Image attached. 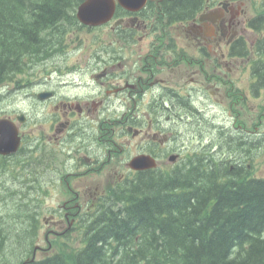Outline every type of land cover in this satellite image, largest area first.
Returning <instances> with one entry per match:
<instances>
[{
    "label": "flooded vegetation",
    "instance_id": "obj_1",
    "mask_svg": "<svg viewBox=\"0 0 264 264\" xmlns=\"http://www.w3.org/2000/svg\"><path fill=\"white\" fill-rule=\"evenodd\" d=\"M149 2L135 13L123 10L117 51L101 58L105 41L97 43L94 54L101 66H73L80 64L76 52L67 59V67L45 77L34 93L45 96L37 105V137L31 136L35 127L28 126L29 112L21 124L16 120L20 110L3 113L16 123L21 140L15 154L2 158L13 161L39 150L44 171L64 186L57 211L45 224L53 227L45 232L47 242L49 236L69 231L87 234L91 219L102 216V206L111 204L123 187L146 174L155 177L160 164L166 163L163 159L181 154L163 124L174 123V118L181 121L190 112L203 117L204 110L191 107L206 106V93L213 104L227 106L228 118L233 119L238 92L246 102L255 86L252 66L263 55L256 48L264 40V0H199L196 14L176 22L180 25H168L163 35L158 34ZM233 70L249 71L251 78L241 91ZM184 88L192 92L185 101L180 95ZM126 146L133 152H126ZM139 155L155 158L158 167L130 170V161ZM53 158L55 164L50 163ZM80 220H86L81 229Z\"/></svg>",
    "mask_w": 264,
    "mask_h": 264
},
{
    "label": "trees",
    "instance_id": "obj_2",
    "mask_svg": "<svg viewBox=\"0 0 264 264\" xmlns=\"http://www.w3.org/2000/svg\"><path fill=\"white\" fill-rule=\"evenodd\" d=\"M82 1L0 0V83L60 51L72 33L81 43L84 37L78 36L82 27L75 11ZM155 7L157 26L167 34L168 25L198 12L199 0H161ZM44 33L53 51L45 45ZM256 50L263 55L252 66L256 79L252 91H262L264 100V40ZM254 115L250 132L256 140L264 135V103ZM243 120L237 119V126L245 132L249 126ZM229 143L228 153L253 151L249 168L241 164L247 155L240 156L232 168L220 158L224 150L202 153L206 157L187 154L173 169L155 177L146 174L138 183L123 187L111 204L102 206V216L91 219L79 249H63L42 261L20 264H264V175H256L254 167L264 153L262 139L254 145L240 138ZM21 190L29 191L38 204L41 201L39 160L32 159L29 182ZM33 208L34 202L25 196L0 198V215L4 212L0 264L12 263L6 257L11 246V259L16 261L31 248L39 223Z\"/></svg>",
    "mask_w": 264,
    "mask_h": 264
},
{
    "label": "rangeland",
    "instance_id": "obj_3",
    "mask_svg": "<svg viewBox=\"0 0 264 264\" xmlns=\"http://www.w3.org/2000/svg\"><path fill=\"white\" fill-rule=\"evenodd\" d=\"M74 36V33L72 34ZM78 36L79 37H84L86 39H88L89 41H91L93 38L95 37H101L103 38V29H95L92 31H79L78 32ZM44 37L48 40L47 38V34L44 33ZM49 41V40H48ZM85 44L86 41H85ZM87 46V45H86ZM71 49H74L73 45H68L67 50L70 51ZM49 50L53 51V47L52 44L50 43L49 45ZM82 52V50L80 51ZM67 55V54H66ZM65 54H55L50 55L47 57L46 60L52 61L49 63V67H53L52 63L55 64H61V65H65L68 64L70 61L65 59ZM78 58H84L85 55L80 54L79 56H77ZM64 58V59H62ZM225 68V67H224ZM234 72L232 73V77L235 81V85L238 87L239 90H241V88L245 87L248 83L249 77H248V73L249 71H236L233 70ZM40 71H32L31 72V76H33L34 78H37L38 74ZM188 89V88H187ZM191 91L186 90L185 88L182 89L180 91V95L182 97V100L184 99L185 101V97L187 94H190L192 96V92ZM17 98L23 99L25 98L24 94L18 92L15 95H13V99L12 97H9V100L11 101H7L5 98H3L2 104L4 105V107H9L12 105H17V102H21L22 100H17ZM263 97H261L260 95L254 97L253 95L249 94L247 101H246V107H248L252 112L255 111L256 107L259 104L264 103V100L262 99ZM263 100V101H262ZM183 101V102H184ZM205 101L207 103L206 106L202 107V105H198L197 103L195 104L194 107H198V109H202L204 110V116L202 118H200V116L198 114L192 113L188 114V117H184L182 118L181 123H179L178 121H176V118H174V123H169V124H163V126H173V130L175 135L177 134V137L174 138V144L178 145V149L180 150H184L187 151V148H192V147H197V146H202V145H209L211 144L213 147L209 148V151H217L219 149V145L224 146L229 142V137L228 135L226 136V133L228 131L231 130V119L228 118V109L227 106H223V107H219L216 104H213L212 98H210V95L208 93H206V98ZM210 103V104H209ZM220 105V104H219ZM224 105V104H223ZM214 106V108H213ZM237 106H235L233 108V111H236ZM192 110H197V108H192ZM177 114L174 115V117H176ZM139 120H141V117H139ZM217 129L219 131H221L223 134L221 135L219 139L218 134H217ZM241 134V133H239ZM124 141V140H123ZM133 142V141H132ZM124 144V143H123ZM232 145H234L232 143ZM126 152L128 153H132L133 150H131L128 146H126V148L124 149ZM224 150V159L232 161L233 163H236L237 160L239 159L240 156H245L243 154H238L237 151L236 153L233 152H229L227 151L226 148L222 149ZM182 155L180 157V159L184 160V157L187 153H185L184 151H181ZM262 155H259L258 159L259 161L254 165L256 171V175L261 176L264 175V153H260ZM252 156V154H249L248 157ZM31 155H30V159H21L20 164H17L20 167V171H17V174L19 173H23L24 176L29 177L30 175V169L25 171L24 169L27 168L26 164L29 163L31 161ZM26 166V167H25ZM16 170V168L14 169V171ZM38 175V174H37ZM16 175H14V172L10 171V170H6L4 172H0V179H2L5 183L6 186L9 187L10 183L12 182H16L18 183L19 180L16 179ZM41 179V177L39 178V180ZM9 192L11 193V190L8 189ZM39 194L41 195V192L39 191ZM42 196V195H41ZM23 197V196H22ZM46 201V206L47 207H52L54 206V198L49 197L47 198ZM10 250H14V246H11L7 253H13ZM6 253V254H7Z\"/></svg>",
    "mask_w": 264,
    "mask_h": 264
},
{
    "label": "water",
    "instance_id": "obj_4",
    "mask_svg": "<svg viewBox=\"0 0 264 264\" xmlns=\"http://www.w3.org/2000/svg\"><path fill=\"white\" fill-rule=\"evenodd\" d=\"M146 0H84L77 8V19L85 25L96 26L108 22L116 3L131 11H138ZM16 131L7 122H0V154L14 152L17 148ZM173 160V157L170 158ZM154 160L146 156L134 158L129 167L135 170L154 167Z\"/></svg>",
    "mask_w": 264,
    "mask_h": 264
},
{
    "label": "bare ground",
    "instance_id": "obj_5",
    "mask_svg": "<svg viewBox=\"0 0 264 264\" xmlns=\"http://www.w3.org/2000/svg\"><path fill=\"white\" fill-rule=\"evenodd\" d=\"M55 29V28H54ZM52 32V31H51ZM52 34V33H51ZM50 34V35H51ZM57 34V33H56ZM53 37V36H52ZM54 39V38H53ZM49 40V39H48ZM52 42V41H51ZM45 45H47L48 46V49H49V45H50V42L48 41V43H46ZM11 74V73H10ZM9 77V76H8ZM204 157H206V156H204ZM109 214V213H108ZM107 216V215H106ZM90 224V223H89ZM90 234V233H89ZM1 249V248H0ZM25 250V249H24ZM28 251V250H27ZM2 252V251H1ZM0 252V253H1ZM7 260V259H6Z\"/></svg>",
    "mask_w": 264,
    "mask_h": 264
}]
</instances>
